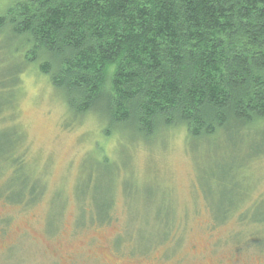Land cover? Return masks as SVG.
Returning <instances> with one entry per match:
<instances>
[{"label": "rangeland", "instance_id": "obj_1", "mask_svg": "<svg viewBox=\"0 0 264 264\" xmlns=\"http://www.w3.org/2000/svg\"><path fill=\"white\" fill-rule=\"evenodd\" d=\"M19 1L0 0V17ZM22 40L0 35V264H264V223L237 219L264 218V121L143 138L95 112L75 117L39 64L22 68ZM15 151L25 167L13 177ZM11 178L10 199L34 181L39 198L11 204Z\"/></svg>", "mask_w": 264, "mask_h": 264}, {"label": "trees", "instance_id": "obj_2", "mask_svg": "<svg viewBox=\"0 0 264 264\" xmlns=\"http://www.w3.org/2000/svg\"><path fill=\"white\" fill-rule=\"evenodd\" d=\"M9 33L27 48L22 68L39 64L75 117L95 112L143 138L184 126L208 139L264 121V0H21L0 17V35ZM16 154L5 168L13 177L25 167ZM14 180L11 204L39 198L34 181L10 199ZM166 224L158 242L172 233Z\"/></svg>", "mask_w": 264, "mask_h": 264}]
</instances>
